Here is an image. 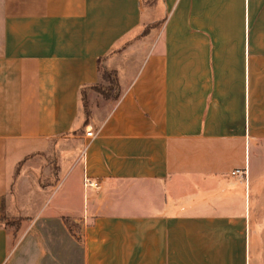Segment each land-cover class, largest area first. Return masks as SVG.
Returning <instances> with one entry per match:
<instances>
[{
  "label": "crops",
  "instance_id": "obj_1",
  "mask_svg": "<svg viewBox=\"0 0 264 264\" xmlns=\"http://www.w3.org/2000/svg\"><path fill=\"white\" fill-rule=\"evenodd\" d=\"M3 217L0 264H264V0H0Z\"/></svg>",
  "mask_w": 264,
  "mask_h": 264
},
{
  "label": "rangeland",
  "instance_id": "obj_2",
  "mask_svg": "<svg viewBox=\"0 0 264 264\" xmlns=\"http://www.w3.org/2000/svg\"><path fill=\"white\" fill-rule=\"evenodd\" d=\"M104 73H106V72L103 71L102 74L104 75ZM109 76H111V77H109L110 79H109V80L106 79V81L109 82V86L99 85V88H100V89L105 88V89L108 90V91H109V90H112V89H116L115 80H114L113 76H112L111 74H109ZM83 105H84L85 108H86V111H85V112H89L88 93H85V94L83 95ZM85 114H87V113H85ZM62 184H63V183H62ZM10 221H11V219H8V218H6V217H3V224L6 225L7 227H9V228L13 231V234L16 235L15 232H14V230L17 229V225H16V223L13 224V223H11Z\"/></svg>",
  "mask_w": 264,
  "mask_h": 264
},
{
  "label": "trees",
  "instance_id": "obj_3",
  "mask_svg": "<svg viewBox=\"0 0 264 264\" xmlns=\"http://www.w3.org/2000/svg\"><path fill=\"white\" fill-rule=\"evenodd\" d=\"M106 73H104V75L102 74V77H103V79H110L109 77H111V76H109V74L110 73H108L107 71H105ZM115 85H116V89H112V90H106V89H100L99 87H96L95 89L97 90V91H99L100 93H102L105 97H107V98H111V97H114V98H118L119 97V92H118V88H117V84L115 83ZM116 94V95H115ZM84 108H85V106H84ZM85 111H86V108H85ZM85 113H87L86 115L88 116V112H85ZM11 223H13V224H15L16 223V225H17V228L19 227V225H20V220H11L10 221ZM0 223L1 224H3V218H1V220H0Z\"/></svg>",
  "mask_w": 264,
  "mask_h": 264
},
{
  "label": "built area",
  "instance_id": "obj_4",
  "mask_svg": "<svg viewBox=\"0 0 264 264\" xmlns=\"http://www.w3.org/2000/svg\"><path fill=\"white\" fill-rule=\"evenodd\" d=\"M86 136L87 137H94V134L92 131H88V132H86ZM245 174H246L245 171H240V170L232 173L233 176H245Z\"/></svg>",
  "mask_w": 264,
  "mask_h": 264
}]
</instances>
